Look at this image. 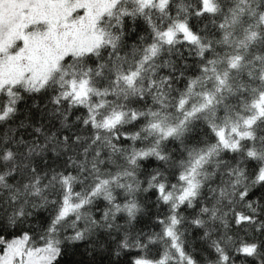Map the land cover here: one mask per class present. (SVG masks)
<instances>
[{"label": "snow or ice", "instance_id": "6c2138e0", "mask_svg": "<svg viewBox=\"0 0 264 264\" xmlns=\"http://www.w3.org/2000/svg\"><path fill=\"white\" fill-rule=\"evenodd\" d=\"M0 264H264V0H0Z\"/></svg>", "mask_w": 264, "mask_h": 264}]
</instances>
